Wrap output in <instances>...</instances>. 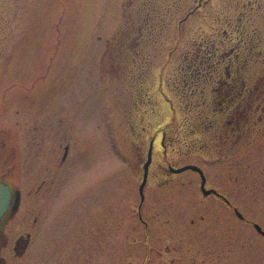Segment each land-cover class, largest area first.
<instances>
[{
	"label": "rangeland",
	"instance_id": "1",
	"mask_svg": "<svg viewBox=\"0 0 264 264\" xmlns=\"http://www.w3.org/2000/svg\"><path fill=\"white\" fill-rule=\"evenodd\" d=\"M5 62L0 83L20 86L15 106L0 109V136L19 148L8 156L9 180L22 191L4 227L7 264H26L13 242L30 232L34 260L44 232L48 254L70 260L56 241L74 237L87 207L103 213L107 201L112 223L139 237L128 246L113 237L96 264H170L194 243L174 237L177 226L200 217V264H264L254 227L264 230V0H0V68ZM230 78V87L218 82ZM242 88L259 96L236 101L227 119L222 100ZM232 125L241 129L224 141ZM152 141L150 171L159 176L144 191L146 227L136 211ZM187 165L245 220L203 196L196 172L172 182L160 172Z\"/></svg>",
	"mask_w": 264,
	"mask_h": 264
},
{
	"label": "flooded vegetation",
	"instance_id": "2",
	"mask_svg": "<svg viewBox=\"0 0 264 264\" xmlns=\"http://www.w3.org/2000/svg\"><path fill=\"white\" fill-rule=\"evenodd\" d=\"M6 61V60H4ZM6 66V62L2 64L0 70V74L2 73L3 77H7L6 75L8 74L6 72L5 69ZM9 72V71H8ZM230 80H232V83L229 80H220L218 82H220V84L222 82L223 83V87L225 88L226 86L230 87L232 85H234V83L236 84V79H232L230 78ZM229 81V82H226ZM263 82H264V78H263ZM20 86V84L18 82H9V83H0V88L2 87V94L0 97V109H5L9 107H13L15 106V100H11V98H14L15 94V90L16 87ZM261 88L264 89V86L261 85ZM257 87L256 89L260 88ZM239 88V87H238ZM219 89V86L218 88ZM250 89V90H249ZM242 88L241 91H239L238 93H236V95H232L230 97H228L225 100H222V103L225 102L226 106L228 107V109H226L225 107H222L223 110H225L226 112H228L227 115V119H231V118H235L236 112H237V104L235 103L236 101H239L241 99V105L244 106V101L245 100H249L250 97L253 96H259L260 92L255 93V89L252 90V88ZM1 90V89H0ZM14 94V96H13ZM263 94V93H262ZM239 98V99H238ZM255 103L258 101V97L254 99ZM221 102V101H220ZM254 103V104H255ZM250 105H252L253 103L250 102L248 103ZM253 104V105H254ZM237 106V107H236ZM236 107V108H235ZM255 109V108H254ZM0 114H1V110H0ZM240 124V123H239ZM234 126V125H232ZM240 126L239 125H235V128L232 127L233 131H228V129L226 128V130L224 131L225 133L221 135V138L226 139L229 138L233 135H236L237 133H239V129ZM1 129H0V133H1ZM236 133V134H235ZM0 140H1V136H0ZM225 141V140H224ZM153 144L154 146V142H151V145ZM150 145V146H151ZM68 149V150H67ZM17 151H19V148L16 147L15 141H11V137L9 138V141L6 142V140H1L0 141V163H1V167L4 168V170H2L3 168L0 169L1 173H0V183H5L8 185V187L10 188V190L12 191V193H17V192H22L19 187L15 186L12 183V180L10 182L9 179L12 178L13 173L12 171L15 170V165H13V163H9V155H13L16 156ZM68 152H69V147L67 146L65 148V153L64 156L62 158V161L65 163L67 156H68ZM9 156V157H8ZM153 158V157H152ZM6 163L12 164L9 167L5 165ZM15 163V162H14ZM151 163H152V159H151ZM150 163V166H151ZM145 166V165H144ZM150 166L148 169V174H147V179H146V186L145 188L148 186V183L150 182V177L154 176L155 179L158 178L159 174H155L156 172H151L150 171ZM175 170H177V168H175L174 166H169V169H161L160 172H162L163 176H165L168 180L167 182H172L174 181V177L177 176ZM142 183L144 182V178H145V169L143 168L142 171ZM154 174V175H152ZM196 174H198L196 172ZM199 175V174H198ZM200 177V175H199ZM201 177H200V188H201ZM141 183V185H142ZM208 182L206 181V188L207 189H213L208 187L207 184ZM49 190L50 188H47L46 194L45 196L48 197L49 196ZM216 197L218 199H220L221 203L228 209L229 212H234L236 214V208L232 205L231 202H226L223 198H219L218 196L211 194L208 197ZM207 197V198H208ZM105 204V208H104V212L101 213V209L97 210L96 206H88L87 207V211H85L86 213H89L88 218L85 217V219L80 220L77 222L78 224V228L77 231L74 233L75 236L73 237H69L67 241H64L63 239H60L59 241H56V245L61 247V246H65L66 248L68 247L69 250L67 251L68 254H70V260L65 259L64 257L65 255H58L55 257L50 256L49 253V243L48 240L51 239L49 238V233L44 232V234L42 235V242L39 245L40 247H42L40 249V255L42 256V258L40 259V262H37L36 260H34L33 258V254L34 252H36V245H38L36 242V239H34L33 234L30 233H25L24 235H20L19 237H17L14 240V246H13V250L15 253V257H21L23 254L25 255L24 257L26 258V264H96V258L98 255H101L103 251H105V254H110L112 252V248H113V237L118 236L117 239L120 240H125V245L128 243V239L133 235H136L139 237V232L137 231L136 233L131 232V236L130 233L128 232V228H127V224L123 226V224H118L115 223L113 224L111 221V215H112V207H111V203L109 201L104 202ZM14 203H12L10 209L8 210V212L4 215V217L1 219L0 221V242L1 240L4 241L3 244L0 243V251L1 249L3 250L4 246H8V244L6 243V239L4 238V227H5V223L10 221L11 218H13L14 216H16V214L19 213V211L21 210V202L19 207L17 208V210H14L13 208ZM84 206H82L81 208L83 209ZM142 207L143 206H138L137 208V218L139 219L140 223L144 225L147 224L144 221L143 218V212H142ZM81 210V209H80ZM79 210V211H80ZM99 211V213L101 214V220H94L93 219V215H95V217L97 216V212ZM48 212V211H47ZM239 220V217H237ZM245 220V219H243ZM36 222V219L34 220ZM204 222V217H200L198 219H190L189 220V225L190 226H177L176 231H174V237L175 236H183L186 237L188 240H190V242H194L191 244V246H193V248L189 249L188 254L186 255H182V256H175L171 259L170 264H200V257H201V244H200V235L198 234L199 231L201 232V226ZM197 231V232H196ZM116 239V240H117ZM132 239V238H131ZM183 242H180L179 244H181ZM74 244V246H73ZM136 244V242H135ZM128 246V245H126ZM73 247V248H72ZM37 250H38V246H37ZM63 249H56L54 252L56 254V251H63ZM122 252V251H121ZM191 252V253H190ZM106 254V255H107ZM16 259V258H15ZM0 264H7V260L4 256H1L0 254ZM132 264V263H131Z\"/></svg>",
	"mask_w": 264,
	"mask_h": 264
},
{
	"label": "water",
	"instance_id": "3",
	"mask_svg": "<svg viewBox=\"0 0 264 264\" xmlns=\"http://www.w3.org/2000/svg\"><path fill=\"white\" fill-rule=\"evenodd\" d=\"M151 155H152V149H150L149 160H148L147 164L145 165L144 182H143V184L140 187V194H141V197H142V204H143L144 198H145L144 197V188H145V185H146L148 168H149L150 163H151ZM187 170H192V171L198 172L200 174V176L202 178L201 190H202V193H203V195L205 197L209 196L212 193H214L215 195H217L219 197H223L216 190H207L205 188L206 177H205V174L202 171V169H200L199 167L194 166V165H188V166H185V167L180 168L178 170H175V172L176 173H181V172H184V171H187ZM20 199H21L20 193L17 192L16 194H13L11 192L10 188L6 184L0 183V221L3 218V216L6 214V212L9 210L10 206L12 205V203H14V205H13L14 210H17V208L20 205ZM236 213H237L238 217H240L241 219L243 218V215L238 210L236 211ZM255 228L260 234H262L264 236V231H263V229L261 228L260 225L255 224Z\"/></svg>",
	"mask_w": 264,
	"mask_h": 264
},
{
	"label": "trees",
	"instance_id": "4",
	"mask_svg": "<svg viewBox=\"0 0 264 264\" xmlns=\"http://www.w3.org/2000/svg\"><path fill=\"white\" fill-rule=\"evenodd\" d=\"M231 127H233V126H231ZM234 128H235V126H234Z\"/></svg>",
	"mask_w": 264,
	"mask_h": 264
}]
</instances>
